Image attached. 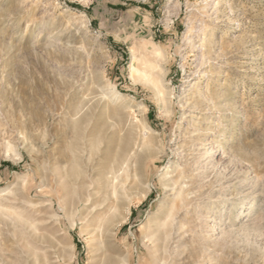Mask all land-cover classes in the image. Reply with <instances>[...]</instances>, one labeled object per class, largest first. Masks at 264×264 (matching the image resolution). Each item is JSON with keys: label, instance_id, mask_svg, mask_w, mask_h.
Listing matches in <instances>:
<instances>
[{"label": "rangeland", "instance_id": "rangeland-1", "mask_svg": "<svg viewBox=\"0 0 264 264\" xmlns=\"http://www.w3.org/2000/svg\"><path fill=\"white\" fill-rule=\"evenodd\" d=\"M0 264H264V0H0Z\"/></svg>", "mask_w": 264, "mask_h": 264}]
</instances>
